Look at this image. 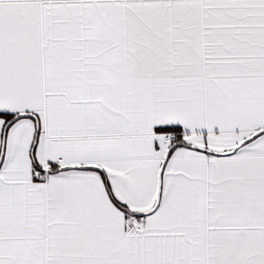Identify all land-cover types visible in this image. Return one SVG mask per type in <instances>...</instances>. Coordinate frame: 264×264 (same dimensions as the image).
Here are the masks:
<instances>
[{
  "label": "snow or ice",
  "instance_id": "snow-or-ice-1",
  "mask_svg": "<svg viewBox=\"0 0 264 264\" xmlns=\"http://www.w3.org/2000/svg\"><path fill=\"white\" fill-rule=\"evenodd\" d=\"M0 264H264V0H0Z\"/></svg>",
  "mask_w": 264,
  "mask_h": 264
}]
</instances>
